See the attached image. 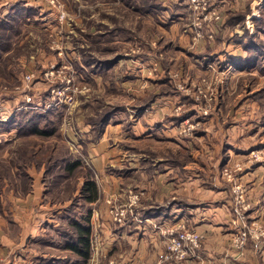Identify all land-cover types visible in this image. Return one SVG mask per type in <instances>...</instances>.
Instances as JSON below:
<instances>
[{"label":"rangeland","instance_id":"rangeland-1","mask_svg":"<svg viewBox=\"0 0 264 264\" xmlns=\"http://www.w3.org/2000/svg\"><path fill=\"white\" fill-rule=\"evenodd\" d=\"M227 2L222 21L203 27L196 24L198 12L189 0H0V229H6V236L0 232V264H63L58 259L64 260L70 252L50 243V232L56 234L50 223H56L60 207L79 194L72 188H80L87 168L94 174L99 197L100 188L102 193L108 191L107 213L114 228L149 208L144 207L148 184L156 170L169 168L166 174L179 185L187 178L202 179L206 191L197 204L219 200L212 199L214 187L229 191L236 225L232 243L239 251L251 240L264 245L263 238L253 236L240 248L233 242L241 221L264 226V221L248 212L252 203L246 178L264 163V105L262 111L252 108L258 114L255 119L250 116L243 123L239 117L243 109L250 113L249 89L258 98L264 87L256 88L259 75L226 73L218 55L204 54L213 42L244 41L245 26L255 33L254 18L261 16L264 0ZM257 12L260 15L255 17ZM242 14L245 19H238ZM206 28H213L212 39L198 36ZM183 31L191 43L183 41ZM239 67L232 68L236 72ZM22 112L49 113L45 126L54 127L55 132L28 134L3 122ZM105 112L109 118L102 127ZM183 112L189 117L165 121ZM237 120L238 129L231 125ZM244 127L257 133L258 139L246 154L231 160L226 145L235 140L226 134L236 137ZM242 141V147L249 145ZM21 143L28 145L30 171L37 184L41 178L47 193L31 200V210L24 201L16 202V192L25 191L17 166L22 160L15 152ZM95 144L103 150V168L91 160L90 147ZM61 154L81 159L85 168L67 174L66 160L58 163L56 159ZM105 173L121 175L119 185L116 178L110 179V189L104 190L101 177ZM60 174L64 177L58 179ZM179 185L172 189L178 192L173 191L163 203L154 202V207L162 210L166 203L191 202L179 195ZM132 192H138L140 199L130 207ZM96 201L88 206L93 225L100 229L102 211L94 207ZM122 210L126 211L120 222L115 216ZM31 215L34 219L26 225ZM183 224L196 229L186 221L167 228L164 250ZM199 232L202 245L204 234ZM95 248L96 242L93 253ZM92 260L93 256L88 264Z\"/></svg>","mask_w":264,"mask_h":264},{"label":"crops","instance_id":"crops-1","mask_svg":"<svg viewBox=\"0 0 264 264\" xmlns=\"http://www.w3.org/2000/svg\"><path fill=\"white\" fill-rule=\"evenodd\" d=\"M227 1L231 2L232 0H222L221 4L224 5V3H228ZM14 2L12 5L15 4ZM241 7L243 6L241 5ZM258 13L259 12L255 14V17L260 15ZM189 36L190 35L187 32H182V39L183 41H187L186 44L191 43ZM239 41L240 40L238 39L231 38L229 41H221L222 43H210L208 48L210 51H206L204 54L205 56L207 55V57H209V54L214 56L218 55L221 60L231 56L236 57V60L244 62L246 50L244 49L243 44ZM206 47L207 46H205V48ZM234 66L235 63H228V66H225L224 71L226 73H237L241 76L259 75L256 82V88L259 89L260 87H264V84H260L264 82V74H260L257 67L248 68L240 66L239 70H236L235 72L232 68ZM249 90L252 92L247 93L246 96L248 95L249 98L251 97L248 102L250 113L247 109H243V113L239 116L243 119H240L243 123L247 122L250 116L254 119L258 117V114L252 113V108L253 110H257L258 106V109L261 107L262 111V106L264 105V93L257 98L253 94L255 90H253V88ZM245 110H247L248 113H246ZM240 120L232 122L231 125L238 129ZM261 127H264V121ZM243 129L244 130L242 131L240 130V133L236 132V137L228 134L229 132L226 134L235 140V142L231 141L226 145L228 151V154L226 155H229L231 160L240 157L242 154H246L248 150H250L248 148L255 145L256 139H258L256 138L257 133H254L252 129L249 130L247 127H244ZM102 137L104 138V135ZM242 138V142L246 139V143H249V145L242 147L241 145L244 143L239 142ZM262 145H264V143H262ZM90 148L89 153L91 160L98 168H103L105 165V156L102 155L103 150L97 144L92 145ZM108 154H110V152ZM141 170L144 172L145 169ZM169 171L170 169L166 168V170L163 171L156 170L157 173L155 172L153 174L150 186L148 184V196L146 198L148 202L144 205V207L149 205V208L141 209V213H138L136 216L130 215L126 224H121L116 228L112 226L110 215L107 213L108 209L106 202L108 191L102 193L103 190L100 188V197L94 203V207L99 208L102 211L99 230L100 235L96 242L95 251L92 254L93 260L91 263H94L95 261L101 263L105 260L104 256L106 255L105 257L115 258L123 264H152L157 261L158 254L164 250L168 237L165 230L167 228L175 227L178 223L186 221L187 224L201 231L204 234V239L202 245L197 248L195 252L188 255L183 264H264L263 244L251 240L243 251H239L232 243V235L236 229V225L233 223L235 213L228 190L223 189L222 187H214L213 191L215 194H213L215 196H213L212 199L219 200L212 202L206 201V203L200 205V203L197 204L195 202H199L201 199H204L205 196L203 194L206 191L205 183H203L202 179H197L196 177L193 179L187 178L179 185L175 183L174 180L169 179L166 174ZM32 175L34 177L32 187L27 191L18 190V192H16V202L20 203V200L24 201L22 204H24L29 210L32 209L29 205H31L30 202L33 198V201L39 199L40 196L42 197V192L43 196H45L41 178V181L37 179L39 180L37 184L36 175ZM114 178L117 179L115 182H118L122 179V176L118 175V177H111L105 173V175L101 177L104 181L102 185L104 190L110 189L111 183H109V180ZM246 178L249 184V197L252 203L248 212L251 217L264 221V163L258 164L253 170L248 172ZM117 184L119 185V182ZM178 185L181 191L179 192V195L182 196V199H187L191 202L183 205L166 203L162 210L154 207L156 206L154 205V202L157 201L163 203L166 201L167 197L170 196L175 189H178ZM174 187L175 189L172 190ZM32 213H34V210H32ZM91 215L93 216V214ZM92 216L91 222H94ZM33 219L34 217L32 215L31 219L30 217H27L26 225L27 223H29L28 225H31L30 223ZM5 231L6 229L3 231L0 229V232L4 236H6ZM58 260L63 261L62 259ZM48 263H51V261ZM161 264L176 263L174 261H164Z\"/></svg>","mask_w":264,"mask_h":264},{"label":"trees","instance_id":"trees-1","mask_svg":"<svg viewBox=\"0 0 264 264\" xmlns=\"http://www.w3.org/2000/svg\"><path fill=\"white\" fill-rule=\"evenodd\" d=\"M234 17L236 16L234 15ZM245 17V14H242L238 16V19L244 20ZM254 20L256 21V32H250L245 26L244 33L247 38L244 41L240 39L246 50V56L244 57L245 61L242 62L241 60H236V57L228 56L225 60H221V63L223 65L225 64L224 67L227 65L226 63H235V65L244 67H257L264 73V37H261L259 34V32L264 34V8L261 16L259 18H254ZM26 113L27 112H22L17 116L10 117L8 120H3V122L7 127L17 125L19 132L23 131L28 134L34 133L42 136H50L55 132L54 127L48 125L45 126V119L50 117L49 113L40 112L32 115ZM108 114L109 113L107 112L102 116V127L104 126L103 122L105 124L109 118ZM187 117H189V113L183 112L178 116H167L165 121L172 119L179 122ZM15 152L18 154L17 157L22 160V163L17 166L21 167L19 176L25 178H22L24 180V185H21H23V189L27 191L30 189V184L34 179L30 171V167L32 166L31 162H28L30 158V149L28 145L21 143L16 147ZM63 158V154L57 156V162L59 163ZM64 159L66 160L64 168L67 174H76L78 169L85 168L81 159H69L67 157ZM35 167H37V165ZM62 177L64 176L60 174L58 179ZM82 177L84 178V181L80 188L77 186L72 188L74 192L78 189L79 194L73 195L70 204L66 203L60 207L62 211L57 216V223H50L51 228L56 232L54 235V233L51 234L49 231L51 238V240H49L50 243L70 252V254H68L62 261L63 264H87L93 254L91 223L92 210L91 208L89 209L88 205L98 199L99 188L93 172L88 168L84 170Z\"/></svg>","mask_w":264,"mask_h":264},{"label":"built area","instance_id":"built-area-1","mask_svg":"<svg viewBox=\"0 0 264 264\" xmlns=\"http://www.w3.org/2000/svg\"><path fill=\"white\" fill-rule=\"evenodd\" d=\"M193 10L198 12L197 22L196 24L199 26H205L207 24H218L222 21V7L221 0H189ZM204 33V34H203ZM213 28L205 29V32L199 30L198 36L204 37L207 35L210 39L214 37ZM130 198V207L132 204L136 203L140 199V194L138 192H132L129 196ZM132 209V208H131ZM126 210H122L121 212H116L115 218L118 221H124V215ZM244 218L245 216L242 215ZM92 225L94 222H91ZM241 229L238 231L235 236L233 242L237 247H242L248 241L249 236H253L256 238L264 239V226L263 227H253L246 222L241 221L240 225ZM99 230L98 226L95 227L93 225L92 228V244L97 242L99 239ZM203 235L194 228H187L184 224L182 228L178 229L176 234L168 241L166 245V249L159 253L158 259L153 264H161L167 260H175L176 264H183L186 260L189 252L194 251L197 247L201 246ZM106 256V255H105ZM105 260L99 263L95 261L90 264H123L115 258L105 257ZM184 260V261H183ZM129 264V263H128ZM135 264V263H130Z\"/></svg>","mask_w":264,"mask_h":264}]
</instances>
